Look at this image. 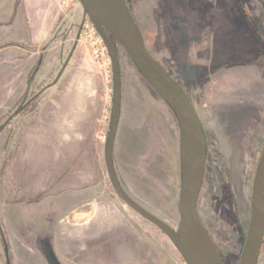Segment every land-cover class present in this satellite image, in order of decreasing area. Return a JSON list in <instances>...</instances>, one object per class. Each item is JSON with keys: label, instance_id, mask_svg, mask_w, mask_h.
<instances>
[{"label": "rangeland", "instance_id": "374dc122", "mask_svg": "<svg viewBox=\"0 0 264 264\" xmlns=\"http://www.w3.org/2000/svg\"><path fill=\"white\" fill-rule=\"evenodd\" d=\"M128 1L147 52L183 88L190 102H196L191 105L206 142L196 211L224 264H238L250 218L254 173L264 147V90L242 94L233 105L211 108L203 103L205 92L190 91V87L204 86L226 66L254 64L264 74V63L255 49L257 44L264 47V18L257 17L264 16V0H217L211 14L203 6L207 0H152L158 9L150 22L157 31L151 30L145 16L146 1ZM16 4V0H0V264H45L43 250L51 253L47 261L53 264H185L165 234L116 196L103 157L98 156L103 151L100 137L107 132L112 93L108 56L94 41L98 42L99 35L82 32L76 42L82 23L79 15L57 31L74 7L64 11L56 3L61 16L50 39H69L68 47L61 49L55 42L44 48H25L24 53L6 50L32 32ZM13 20L14 25H5ZM113 47L121 75V114L113 151L117 179L138 206L177 232L178 123L124 49L116 43ZM73 50L75 57H86L93 67L100 106L93 134L94 200L85 202L88 192L57 190L49 176L45 195L36 198L20 193L7 198L10 184L5 173L11 159L23 151L22 126L67 87L76 64L60 86L55 89L53 83L60 57L66 58ZM106 76L109 85L104 82ZM30 123L37 124L36 120ZM16 163L20 184L33 187L43 178L41 169L28 170L20 159ZM99 213L103 217L96 218ZM98 221L101 226L95 225ZM113 227L117 228L107 233ZM98 232L107 235L98 236ZM258 264H264V238Z\"/></svg>", "mask_w": 264, "mask_h": 264}, {"label": "crops", "instance_id": "0c3cea01", "mask_svg": "<svg viewBox=\"0 0 264 264\" xmlns=\"http://www.w3.org/2000/svg\"><path fill=\"white\" fill-rule=\"evenodd\" d=\"M145 1V16L148 18L151 30L157 31V28L151 26L150 21L152 16H155L158 8L152 0ZM16 2L17 11L25 13V20L32 28V32L29 33L27 39L5 47L6 50L17 49L24 53L26 52L25 48H44L55 43L56 40L50 39V36L58 18L61 16L55 0H16ZM216 2L217 0H207L203 4L207 13L211 14L213 12V5ZM184 5H186V2L183 7ZM261 10L264 11L262 8ZM76 15L81 18L84 17L79 3L64 16L58 24L57 31ZM257 17L264 18L262 14H257ZM153 23L158 25V23ZM14 24L15 20L5 22L6 26ZM138 27H140L139 24ZM70 42L69 39H62L57 41L56 44L62 49L68 47L67 44ZM73 46L75 49H79L77 44L74 43ZM255 49L264 63V47L257 44ZM75 53L76 50H73L66 58L60 57L61 67L53 83L55 89L60 86L73 64H76V73L71 76L67 87L55 93L53 101L44 104L37 114L27 120L28 125L22 126L23 151L18 153L19 157L11 159L12 161L5 173L7 184H10L9 189H7V198L8 195L9 198L11 196L17 198L20 193L36 198L45 195L48 191L47 176H49L50 182L56 186V189L61 192L71 190L85 193L93 188L95 150L93 134L99 117L100 106L96 95L97 91H94L93 67L86 57L77 58ZM44 64L43 62L40 65V70H42ZM38 68L35 71L36 74L40 73ZM104 82L109 85L108 76L105 77ZM263 87L264 74L262 69L254 64H240L223 67L217 74L211 76L204 86H198L197 89L190 87V91H204V105L213 108L233 105L240 95L252 93L253 91H263ZM191 95L190 92V97ZM191 103L196 102L191 99ZM33 120H36V125L30 123ZM25 129H27V133H25ZM99 150L101 151L100 148ZM104 153L105 145L101 154H98V156L103 157L105 164ZM18 159L28 170H42L40 171L43 178L38 184L33 187L20 184L16 176V161ZM45 163L47 170H44ZM9 181L11 183H8ZM16 191L17 193H15ZM78 206L79 204L73 209ZM101 216L103 217L102 213Z\"/></svg>", "mask_w": 264, "mask_h": 264}, {"label": "water", "instance_id": "95a60500", "mask_svg": "<svg viewBox=\"0 0 264 264\" xmlns=\"http://www.w3.org/2000/svg\"><path fill=\"white\" fill-rule=\"evenodd\" d=\"M84 19H88L101 38L110 62L112 93L105 141L108 180L117 197L165 234L185 264H224L207 230L201 223L196 204L206 161L205 136L198 117L183 88L147 52L139 27L125 0H78ZM76 42L79 39L77 36ZM118 44L128 54L138 73L170 108L179 127L181 166L180 198L177 206L179 226L173 231L138 206L121 187L114 169L113 151L121 114V75L113 47ZM264 238V147L252 183L250 218L238 264H258Z\"/></svg>", "mask_w": 264, "mask_h": 264}, {"label": "built area", "instance_id": "2783aa9c", "mask_svg": "<svg viewBox=\"0 0 264 264\" xmlns=\"http://www.w3.org/2000/svg\"><path fill=\"white\" fill-rule=\"evenodd\" d=\"M77 2L78 0H56V3L58 5V7L61 9V10H64V11H67L73 7H75L77 5ZM96 32L93 25L91 24V22L88 20V19H84L82 20V23L80 25V34H79V38L82 36V32H84L85 34H87L88 32ZM98 42L97 40H94L95 43L97 44L98 43V46H101L100 49L102 52H106V49H105V46H102V40L101 38L98 36ZM97 53V51L95 52ZM107 54V52H106ZM108 56V55H107ZM108 61H109V58H108ZM110 99V104H111V97L109 98ZM108 122V120H107ZM100 139L102 140V142H104L105 144V141H106V133L105 134H102V137H100Z\"/></svg>", "mask_w": 264, "mask_h": 264}, {"label": "flooded vegetation", "instance_id": "af4514ba", "mask_svg": "<svg viewBox=\"0 0 264 264\" xmlns=\"http://www.w3.org/2000/svg\"><path fill=\"white\" fill-rule=\"evenodd\" d=\"M206 162V161H205ZM141 169V168H140ZM204 170H205V165H204ZM204 176V175H203ZM203 180V179H202ZM122 187V186H121ZM124 190V189H123ZM124 192H125V190H124ZM126 193V192H125ZM88 196L90 197L89 198V200H87V201H92V200H94V189L92 188V189H90L89 191H88ZM127 194V193H126ZM200 194V193H199ZM128 195V194H127ZM117 196V195H116ZM128 197L129 198H131L129 195H128ZM132 199V198H131ZM133 200V199H132ZM122 201V200H121ZM134 201V200H133ZM123 202V201H122ZM124 203V202H123ZM125 204V203H124ZM127 206V205H126ZM128 207V206H127ZM129 208V207H128ZM134 214H136L140 219H142V220H145L148 224H150L151 226H153V228L155 229V230H159L156 226H154L153 224H151L150 222H148L146 219H144L143 217H141L138 213H136L134 210H132L131 208H129ZM146 211V210H145ZM149 213V212H148ZM153 216V215H152ZM102 216L100 215V213H99V215H98V217H96V218H101ZM200 219V218H199ZM161 221V220H160ZM201 221V220H200ZM99 222V221H98ZM96 222L95 223V225H102V222ZM162 222V221H161ZM202 223V222H201ZM93 225V224H92ZM166 225V224H165ZM204 226V225H203ZM115 228H117V227H113L112 229H110V230H108L107 231V233L108 232H111L113 229H115ZM131 228H133V227H131ZM93 231H94V226H93ZM160 231V230H159ZM100 232H102V231H100ZM100 232H98L97 233V235L99 236H106L107 235V233L106 232H104V233H100ZM161 232V231H160ZM162 233V232H161ZM110 237V236H109ZM167 237V236H166ZM94 237H91V239H93ZM168 238V237H167ZM169 240V239H168ZM171 242V241H170ZM2 244H5V243H2ZM6 249V248H5ZM44 249H46V248H44ZM43 252L46 254L47 253V255L44 257V261H45V264H53V262L52 263H48V259H49V257L51 256V253L49 252V251H45V250H43ZM49 252V253H48Z\"/></svg>", "mask_w": 264, "mask_h": 264}, {"label": "trees", "instance_id": "16d2710c", "mask_svg": "<svg viewBox=\"0 0 264 264\" xmlns=\"http://www.w3.org/2000/svg\"><path fill=\"white\" fill-rule=\"evenodd\" d=\"M125 2H126V5H127V8H128V10H129V13H130V15L132 16V18H133V20L135 21V23H136V25L138 26V24H137V21H136V19H135V17H134V14L132 13V10H131V7H130V4H129V1L128 0H125ZM151 55V54H150ZM150 87V86H149ZM151 88V87H150ZM152 89V88H151ZM153 90V89H152ZM204 228H205V226H204ZM208 232V231H207ZM209 234V233H208ZM210 236V235H209ZM211 237V236H210ZM211 240H212V238H211ZM212 242H213V240H212ZM213 244H214V242H213ZM215 245V244H214ZM216 247V246H215ZM217 249V248H216ZM218 251V250H217ZM219 253V252H218ZM219 255H220V253H219ZM221 256V255H220ZM222 258V257H221ZM222 261H223V259H222ZM224 263V262H223Z\"/></svg>", "mask_w": 264, "mask_h": 264}]
</instances>
